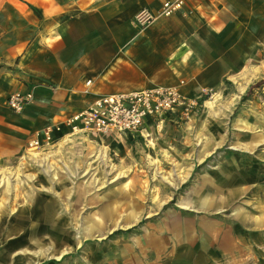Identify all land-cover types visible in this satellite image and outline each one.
<instances>
[{"label": "rangeland", "instance_id": "374dc122", "mask_svg": "<svg viewBox=\"0 0 264 264\" xmlns=\"http://www.w3.org/2000/svg\"><path fill=\"white\" fill-rule=\"evenodd\" d=\"M212 1L203 8L211 22L209 72L189 52L176 72L182 94L197 102L189 117L167 116L132 140L92 137L77 148L58 142L28 150L27 138L17 151L0 153V178L9 179L8 186L0 181L1 259L264 264V83L241 100L264 80V0ZM33 154H46L48 173ZM232 185L242 192L221 212L206 208ZM50 211L56 219H41ZM87 221L94 224L91 235L83 231ZM199 223L214 229L191 247L172 249L176 236L183 242Z\"/></svg>", "mask_w": 264, "mask_h": 264}, {"label": "crops", "instance_id": "0c3cea01", "mask_svg": "<svg viewBox=\"0 0 264 264\" xmlns=\"http://www.w3.org/2000/svg\"><path fill=\"white\" fill-rule=\"evenodd\" d=\"M164 1L172 0H0V153L17 151L28 138L27 148L35 133L49 125L60 127L52 133L53 146L69 142L77 148L92 137L100 142L103 137L132 140L167 116H180L179 109L167 112L159 121L148 119L141 131L123 135L71 132L63 124L66 117L81 111L99 95L176 84V72L186 52L190 60H205L203 71L209 72L212 35L207 30L210 19H204L205 0H184L181 8L169 16L159 17L143 28L133 25L138 9L157 11ZM203 82L205 78L199 80L200 85ZM14 91H30L33 99L13 117L8 115L12 112L4 102ZM73 137L75 141H71ZM241 192L232 185L229 194L211 197L206 208L217 214L222 211L221 204ZM46 218L56 219L57 215L43 212L41 219ZM210 229H214L210 224L199 223L194 234L183 242H178L176 236L172 249L191 247L192 239ZM83 231L86 234L87 230ZM0 264L17 263L7 257L0 258Z\"/></svg>", "mask_w": 264, "mask_h": 264}, {"label": "built area", "instance_id": "2783aa9c", "mask_svg": "<svg viewBox=\"0 0 264 264\" xmlns=\"http://www.w3.org/2000/svg\"><path fill=\"white\" fill-rule=\"evenodd\" d=\"M183 3L184 0L164 1L157 11L141 7L133 16V25L143 28L159 17L171 15ZM88 83L90 81L86 82ZM182 85L181 80L176 84L99 95L84 109L66 117L63 124L71 132L88 130L123 135L135 134L142 130L148 119L159 121L167 112L177 109L181 116L189 117L197 102L182 94ZM32 99L30 91H14L5 98L4 104L12 113L20 114ZM59 130L58 125H49L35 133L27 143L28 150H37L52 144V133Z\"/></svg>", "mask_w": 264, "mask_h": 264}, {"label": "bare ground", "instance_id": "6f19581e", "mask_svg": "<svg viewBox=\"0 0 264 264\" xmlns=\"http://www.w3.org/2000/svg\"><path fill=\"white\" fill-rule=\"evenodd\" d=\"M205 104L206 105H209L210 104V102H208V100H206L205 101ZM84 137H86V136H84ZM79 138V137H78ZM74 139V141L76 140L74 137L73 138H71V141ZM73 141V142H74ZM102 143V142H101ZM46 154H42L41 156H38V155H34L33 154V156H32V158L31 159H33V161L35 162V164L36 165H38L44 172H46L47 171V173L49 172V168L47 167L48 165H46ZM0 181H2V183H6V186H8L9 184V179L7 178V179H5V177H2V178H0ZM93 222L92 221H87L86 223H85V227H84V229H86L87 231H88V234L91 232V229H92V227H93ZM82 230V229H81ZM90 235H91V233H90ZM82 236V235H81ZM53 252H54V250H53ZM17 253V252H16ZM65 252L64 251H61V252H59L56 256H54L55 257V259H59L60 258V256H62V254H64ZM43 254V253H42ZM17 258L18 259H20V256H17ZM33 262H35L34 260H33Z\"/></svg>", "mask_w": 264, "mask_h": 264}, {"label": "trees", "instance_id": "16d2710c", "mask_svg": "<svg viewBox=\"0 0 264 264\" xmlns=\"http://www.w3.org/2000/svg\"><path fill=\"white\" fill-rule=\"evenodd\" d=\"M262 83H264V80H259L256 83H254L253 85H251L250 88L248 89V91H246V93L242 96L241 100H245L248 97L251 89L256 87L259 84H262Z\"/></svg>", "mask_w": 264, "mask_h": 264}]
</instances>
